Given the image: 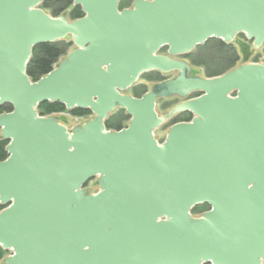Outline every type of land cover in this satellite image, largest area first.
<instances>
[{
  "label": "water",
  "instance_id": "water-1",
  "mask_svg": "<svg viewBox=\"0 0 264 264\" xmlns=\"http://www.w3.org/2000/svg\"><path fill=\"white\" fill-rule=\"evenodd\" d=\"M119 1L73 0L83 16L70 20L0 0L1 264H264V64L202 77L170 57L240 33L260 49L264 0ZM66 37L74 48L32 81L34 46ZM149 71L176 75L125 93ZM192 92L157 113L158 98ZM47 101L92 117L69 130L38 114ZM116 109L129 122L107 130ZM184 111L159 143L155 129Z\"/></svg>",
  "mask_w": 264,
  "mask_h": 264
},
{
  "label": "rangeland",
  "instance_id": "rangeland-1",
  "mask_svg": "<svg viewBox=\"0 0 264 264\" xmlns=\"http://www.w3.org/2000/svg\"><path fill=\"white\" fill-rule=\"evenodd\" d=\"M131 1V0H129ZM72 8V7H70ZM69 10L66 12L67 16L69 17ZM47 13L51 14V10ZM66 41H70L68 38ZM227 46L218 47L216 42L213 39H210L209 42L205 45H198L196 48L193 49L190 55L184 57L185 60L190 65V68L193 73L199 74L204 77H213L214 74L220 73L223 71L227 65H230L233 59H236L234 62V66H237L242 63H249V62H257L264 64V53L261 52L262 49H258L255 51L251 50V41L248 40L244 34L240 33L237 34L234 41L232 43H225ZM73 44L70 45L66 51V53L73 49ZM164 50L161 48L160 53ZM65 53V54H66ZM61 56L58 61L65 56ZM57 61V62H58ZM57 62L53 65L56 66ZM231 67V68H233ZM230 68V69H231ZM225 72V71H224ZM223 73V72H222ZM175 73H168V74H157L154 71L145 73L141 78L137 81V83L125 91V93L139 97L145 91H147L150 86L160 81L159 79H167L173 77ZM219 75V74H218ZM216 76V75H215ZM197 96L196 94H191L188 98H194ZM181 100L176 97H169V98H160L156 101V111L159 115H166L170 108L179 103ZM56 117L59 123L67 127L69 130L73 129L75 126L82 125L86 120L92 117V114L84 115V116H77L70 112V109H66L59 113H54L53 115ZM109 123L117 124L119 123L122 127H125L129 122V117L126 115L124 110L116 109L112 113L109 114L108 118ZM192 118L188 117L184 114H176L172 116L169 120L165 121L162 125H160L154 132L155 138L159 141V143L163 142L165 139L169 128L176 123V121H190ZM114 130L115 128H107ZM84 188L88 193H95L98 190V185L96 181V177L88 180L84 184ZM203 205V204H202ZM197 205L196 211H192L193 216L200 215L203 211L207 210V206ZM8 252L5 253L7 255Z\"/></svg>",
  "mask_w": 264,
  "mask_h": 264
},
{
  "label": "trees",
  "instance_id": "trees-1",
  "mask_svg": "<svg viewBox=\"0 0 264 264\" xmlns=\"http://www.w3.org/2000/svg\"><path fill=\"white\" fill-rule=\"evenodd\" d=\"M72 8L69 11V15L72 19L79 18L83 16L82 11L80 10L79 6H74L73 5V0H41L40 8L48 12L51 10V15L52 16H58L60 14H65L67 13L66 11L68 10L69 7ZM210 40V39H209ZM207 40L205 43L202 45H205L209 42ZM216 42V45L220 48L222 46H227L223 41L219 39H213ZM72 45L71 41H66L64 40H59L55 41L52 43H42L34 46L32 50V56L31 59L27 65L26 73L29 76V78L32 81H36L39 79L41 76L45 75L48 73L52 68L53 65L58 61V59L63 56L68 47ZM230 45V44H229ZM262 51L264 53V44L261 47ZM189 54H186L185 57H187ZM236 59H233L230 63V65H227L226 68L221 71L220 73H216L215 75L221 74L222 72L230 69L233 67L235 64ZM12 107L10 104H3L0 105V113L2 112H9L11 111ZM65 107L58 103V102H42L37 106V112L39 115L44 116V115H50L54 113H59L61 111H64ZM70 112L74 115L77 116H84V115H89L91 114L90 110L88 109H80V108H75L70 110ZM109 119L105 120V126L106 128H115V129H120L122 126L117 123H109ZM8 141L0 139V160H3L7 157V152L5 150L6 145ZM204 206H207V204H203ZM202 205V206H203ZM4 206L0 204V210L3 209ZM208 207V206H207ZM197 206H195L192 211H196ZM208 209V208H207ZM6 251H4L2 248H0V260L3 258L5 255Z\"/></svg>",
  "mask_w": 264,
  "mask_h": 264
},
{
  "label": "flooded vegetation",
  "instance_id": "flooded-vegetation-1",
  "mask_svg": "<svg viewBox=\"0 0 264 264\" xmlns=\"http://www.w3.org/2000/svg\"><path fill=\"white\" fill-rule=\"evenodd\" d=\"M135 0H131V1H129V0H120L119 1V3H118V9L119 10H121V9H123V8H129V7H132V5H133V2H134ZM72 7V6H71ZM68 9H71L70 7L68 8ZM80 10H81V7H80ZM70 11V10H69ZM82 11V10H81ZM69 17H70V15H69ZM71 18V17H70ZM72 19V18H71ZM164 51L162 52V53H160V51L158 52L159 54H167V49H166V47H163L162 48ZM175 58H179V59H182V57L181 56H177V57H175ZM184 60V59H183ZM187 61V60H186ZM155 73H157V74H159V75H161V74H164V73H162V72H159V71H154ZM190 72H191V74H195V73H193L192 72V70H191V68H190ZM160 81L161 80H163V79H159ZM191 94H196V95H198L199 93L198 92H192ZM191 94H189V95H191ZM188 95V96H189ZM188 96L185 98V99H188ZM171 97H176V98H178V99H180L181 101L182 100H184V99H181V98H179V97H177L176 95H173V96H171ZM169 98V97H168ZM160 99V98H159ZM158 100V99H157ZM156 100V101H157ZM180 101V102H181ZM174 106V105H173ZM172 106V107H173ZM171 107V108H172ZM171 108H170V110H171ZM169 110V111H170ZM169 111H168V113H169ZM167 113V114H168ZM166 114V115H167ZM176 114H184V115H187L188 117H193V114L192 113H190V112H188V111H184V112H179V113H176ZM176 114H174V115H176ZM174 115H172V116H174ZM172 116H170L167 120H169ZM166 120V121H167ZM177 122H187V121H185V120H182V121H176V123Z\"/></svg>",
  "mask_w": 264,
  "mask_h": 264
}]
</instances>
